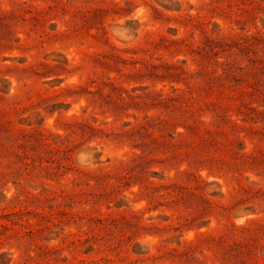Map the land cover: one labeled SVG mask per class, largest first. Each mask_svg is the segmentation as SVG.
Instances as JSON below:
<instances>
[{"label": "rangeland", "instance_id": "rangeland-1", "mask_svg": "<svg viewBox=\"0 0 264 264\" xmlns=\"http://www.w3.org/2000/svg\"><path fill=\"white\" fill-rule=\"evenodd\" d=\"M0 264H264V0H0Z\"/></svg>", "mask_w": 264, "mask_h": 264}]
</instances>
